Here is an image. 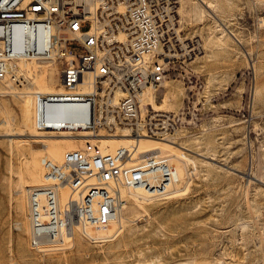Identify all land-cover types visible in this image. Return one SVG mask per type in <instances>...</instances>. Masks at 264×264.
I'll return each instance as SVG.
<instances>
[{
	"label": "rangeland",
	"instance_id": "rangeland-1",
	"mask_svg": "<svg viewBox=\"0 0 264 264\" xmlns=\"http://www.w3.org/2000/svg\"><path fill=\"white\" fill-rule=\"evenodd\" d=\"M177 16L181 36L196 39L201 53L170 65L154 107L171 91L169 110L207 113L187 115L170 136L196 168L187 164L179 191L141 200L133 212L123 191L120 230L106 239L76 231L66 248L41 254L30 246L24 162L29 145L41 146L33 135L56 133L35 130L30 92L61 91L60 81L46 63L47 85L35 81L40 74L28 89L0 81L11 132L4 135L0 116V264H264V0H179Z\"/></svg>",
	"mask_w": 264,
	"mask_h": 264
},
{
	"label": "built area",
	"instance_id": "built-area-1",
	"mask_svg": "<svg viewBox=\"0 0 264 264\" xmlns=\"http://www.w3.org/2000/svg\"><path fill=\"white\" fill-rule=\"evenodd\" d=\"M92 4L94 13L87 12L85 0H0V81L28 84L31 60L57 67L63 90L33 92L37 131L103 128L125 130L131 138L163 139L178 132L187 115L190 120L207 115L157 109L148 99L172 63L201 53L200 43L183 38L177 27L179 0ZM70 41L81 50L71 49ZM131 155L125 146L113 151L99 146V154L84 157L77 146L58 162L43 157V182L30 195V246L41 254L66 248L58 234L63 227L72 235L74 226L95 241L87 229L118 221L126 202L121 187L142 186L151 197L164 195L166 185L178 181L169 155L148 150L129 161ZM61 188L68 190L62 202Z\"/></svg>",
	"mask_w": 264,
	"mask_h": 264
},
{
	"label": "bare ground",
	"instance_id": "bare-ground-1",
	"mask_svg": "<svg viewBox=\"0 0 264 264\" xmlns=\"http://www.w3.org/2000/svg\"><path fill=\"white\" fill-rule=\"evenodd\" d=\"M88 4H89V8L87 9V12L89 13H94V5L92 4V0H85ZM121 36V35H120ZM26 67L28 70H30L31 72H33L32 74V79L29 81V84L34 83V77H36L37 75H39L40 78H37L38 83L37 84H44L47 85L48 81V68L45 67L43 65V63H40L39 60H31L29 62L26 63ZM47 68V69H45ZM42 73V74H41ZM60 81V80H59ZM164 84H168V82H165ZM13 84L12 83H6V86L12 88ZM62 89V85L61 82H59L58 85ZM9 88V89H10ZM22 88H26L28 89V87L23 86ZM26 89H21L26 91ZM35 91L38 90H34L31 91V102H32V106H33V125H35V101H34V93ZM7 91H3L0 90V93H5ZM49 92H59L56 89H52L49 90ZM149 101L152 103V105L154 106V102H155V95L151 94L148 97ZM173 99H175V94L171 91H167L163 98H162V103H160L159 105L155 106L154 108L157 109H162V110H169L168 107H172L173 105ZM116 101V98H115ZM7 110L6 108L2 107L0 108V116H4V120L6 121V127L7 130L4 133V135H11V132H9L10 130V120L8 119L7 116ZM29 117H27L25 119L26 122H28ZM51 120V119H49ZM55 120V119H54ZM54 124L55 123H59L57 121H52ZM83 122H81L80 124H82ZM35 128V126H34ZM36 130V129H35ZM37 131V130H36ZM53 131V130H52ZM39 132V131H37ZM46 132H51V131H44V132H40V133H46ZM82 133V134H76V133ZM89 135L91 136H88ZM75 134V135H74ZM33 136H41L39 138L35 137L34 140L39 141L41 146L39 147H29V156L27 158V160L24 162V168H25V172L28 173V176L30 177V181L31 183H27L24 185V193L26 195L25 199H26V203L28 206V231H30V226H31V222H30V202H31V190L33 187L31 184H35L37 182H40L42 180L43 182V168H42V164H41V159L43 157H46L48 159H51L53 161H60L62 159V155L63 152L65 150L68 149H72L75 148L77 146H80V153L82 156L84 157H92L95 154H99V146L101 147V149L103 151H113L117 146H125L127 148H129L131 150V157L129 158V161H131L134 158L137 157H141L144 152L148 151V150H154L156 152H161L164 154L169 155V158L173 164V166L176 169L177 172V176H178V181L180 180V184L181 186L185 185V181L184 180V176L185 174L187 175L188 170L186 169V166H188V163H191V165L196 168V164L194 162L193 159H191L188 156L187 153V149L182 148L178 145H176V143L172 140L171 137L168 138H154V137H145V136H139L136 138H131V136H128V134L125 132V130H120V132H114V133H110V134H104L103 132H91L88 129H82L76 132H72V131H60V132H56L55 134H45V135H33ZM20 140V138H18ZM17 140V139H16ZM88 140L92 141V142H96V141H101L102 145H99L100 143H98L99 146H96L95 144H88ZM23 141V140H20ZM83 142H86L82 145ZM29 143V142H27ZM27 149V150H28ZM179 151V152H177ZM203 157V156H200ZM41 182V183H42ZM40 183V184H41ZM185 183V184H183ZM39 185V184H38ZM179 185V183L177 182H171L168 183L166 185L165 191H163L161 194H169V193H173V192H177L179 191V187L177 188V186ZM180 186V187H181ZM32 187V188H31ZM123 191H126L127 194L129 195V197L132 199V203L134 206H129V212H133L135 210L134 207L139 206V203L141 200H145L148 198H151L149 195V190L147 188H144L142 186H135L133 188H124L121 187V193L123 194ZM126 194V193H125ZM59 195H60V201L62 202L63 200H65V198L68 195V190L66 188H61L59 190ZM159 196V195H158ZM157 197V196H156ZM153 198V196H152ZM40 200H43L42 197H40ZM149 200V199H148ZM126 204V202H125ZM141 204V203H140ZM125 206V205H124ZM127 208V209H128ZM137 209V208H136ZM123 220V216H122V210L119 214L118 217V221L116 223H112L110 226H108L107 228H102V229H92V228H88L87 229V233L90 237H93L94 240H102V239H106V237L115 234L116 232L118 233L121 227V223ZM120 226V227H119ZM73 234L70 235L68 232H66L64 230V228L62 227V232L60 234H58V240H62V244L64 246H68L69 242L74 239L75 233L76 231H78V227L74 226L73 227ZM69 247V246H68Z\"/></svg>",
	"mask_w": 264,
	"mask_h": 264
}]
</instances>
